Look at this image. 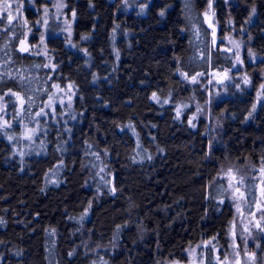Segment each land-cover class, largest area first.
Returning a JSON list of instances; mask_svg holds the SVG:
<instances>
[{"label":"trees","instance_id":"16d2710c","mask_svg":"<svg viewBox=\"0 0 264 264\" xmlns=\"http://www.w3.org/2000/svg\"><path fill=\"white\" fill-rule=\"evenodd\" d=\"M65 3L74 14L72 39L50 21L49 60L19 50L24 27L0 19V95L22 101L9 104L12 130H0L1 263L157 264L184 260V250L205 239L223 254L233 211L219 168L264 159V102L252 112L264 68V0L215 3L220 26L246 27L260 58L246 63L253 90L229 84L213 107V137L205 121L190 125V108L179 116L176 109L193 93L203 98L178 71L207 74L233 64L231 52L213 45L207 0ZM66 84L74 90L70 113L44 121V102ZM35 120V138L20 142L21 122ZM245 193L250 208L255 180ZM87 238L110 246L101 260L84 250ZM201 264H216L210 247Z\"/></svg>","mask_w":264,"mask_h":264},{"label":"rangeland","instance_id":"374dc122","mask_svg":"<svg viewBox=\"0 0 264 264\" xmlns=\"http://www.w3.org/2000/svg\"><path fill=\"white\" fill-rule=\"evenodd\" d=\"M36 1L39 2L36 3ZM216 1L207 0L203 18L209 28L213 45L233 54L231 68L214 70L207 74L195 73L190 76L181 71L177 72L184 82L191 86H197L203 96L202 100H199V95L193 93L186 101L179 99L176 102L177 111L182 112L190 108V112H188L190 125L196 126L199 120L205 121L211 137L214 136L216 127H219V119L213 115V107L226 96V87L229 84H235L237 88L242 87L248 91L253 90L252 77L250 72L246 71V63L254 64L260 58L252 49L246 27L238 28L231 20H227L223 28L220 26L215 7ZM222 2L228 7L234 0H222ZM26 8L37 12L38 15H35L34 20H27L25 17ZM65 8V0H0V19L4 18L7 23H10V14L13 17L11 22H17L24 27L25 33L19 42V50L27 48L28 51L23 52L38 54L49 60L46 38L50 21L58 26L57 32L61 31L68 41L72 39L73 15L66 13ZM262 69L263 71L258 73L259 83L253 91V106L255 105L253 113L256 112L258 105L264 102V87H262L264 86V68ZM193 77H195V81H193ZM245 79L248 83H245ZM10 93L12 92L0 95V130H12L13 115L9 104L15 102L19 107L22 105L20 96H13ZM73 98L74 90L70 84L54 86L41 108L45 114H40L41 110L39 112L40 118L43 117L46 121L49 117L69 114ZM5 121H7V125H5ZM24 122H21L24 125L19 132L20 139H18L20 142H23L24 139L32 141L36 136L38 120H35L33 126ZM31 144L32 142L29 146ZM28 149L30 150L29 147L27 151ZM18 151L20 152L19 149ZM218 178L225 182L226 199L233 211L228 226V244L225 252L220 254L219 247L214 243V240L205 239L189 245L184 250V260L163 258L157 264H201L203 251L207 247L212 249L216 264H264V232L256 227L259 222L260 227L264 228V219H261L264 216V211H261L259 207L264 205V195H262L264 192V159L257 164L249 160L234 163L228 161L220 166ZM248 179L255 180V200L250 208L245 193ZM88 208L84 212L86 216L89 215ZM82 246L87 253L94 257L93 259L97 260H101L102 250L110 249V246L92 243L88 238L84 240ZM0 264H2L1 257Z\"/></svg>","mask_w":264,"mask_h":264},{"label":"snow or ice","instance_id":"6c2138e0","mask_svg":"<svg viewBox=\"0 0 264 264\" xmlns=\"http://www.w3.org/2000/svg\"><path fill=\"white\" fill-rule=\"evenodd\" d=\"M209 6L211 7V4ZM161 15H163V12H161ZM11 19H13V17H11V15L9 14V22H11ZM21 51H28V49L27 48H22ZM192 79H193V81H195V77H193ZM245 83H248L247 79H245ZM262 87H264V86H262ZM10 94L13 95V96L17 95L16 93H10ZM152 99L158 100V98H157V96H156L155 93H153ZM253 108H255V105L253 106ZM40 114H45V113H43V110H41V113ZM179 114H180L179 111H177V116H179ZM249 115H251V113ZM5 125H7V121H5ZM192 126L195 127V125H192ZM9 139H11V137H9ZM113 191H115V189H113ZM262 195H264V192H262ZM259 207H260V210L261 211H264V205H260ZM261 219H264V216H262ZM256 227L257 228H260L261 232H264V228H261L260 227L259 222H257ZM71 254L72 253H69V255H71Z\"/></svg>","mask_w":264,"mask_h":264}]
</instances>
